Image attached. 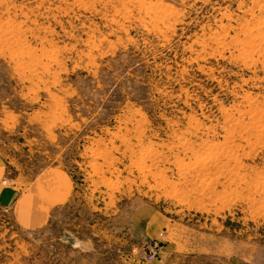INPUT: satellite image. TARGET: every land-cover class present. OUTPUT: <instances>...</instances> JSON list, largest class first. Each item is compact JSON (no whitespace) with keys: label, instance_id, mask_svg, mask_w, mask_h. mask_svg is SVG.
<instances>
[{"label":"rangeland","instance_id":"1","mask_svg":"<svg viewBox=\"0 0 264 264\" xmlns=\"http://www.w3.org/2000/svg\"><path fill=\"white\" fill-rule=\"evenodd\" d=\"M1 168L0 264H264V0H0Z\"/></svg>","mask_w":264,"mask_h":264},{"label":"crops","instance_id":"2","mask_svg":"<svg viewBox=\"0 0 264 264\" xmlns=\"http://www.w3.org/2000/svg\"><path fill=\"white\" fill-rule=\"evenodd\" d=\"M3 172L4 171L1 168L0 169V197H1V203L10 206V205H13L14 204V201L16 199V196H15L14 192H12V190L7 189L6 188V185H4V183L2 181L3 175H4ZM63 182H64V184L66 186H64V188H62V190H63L62 192H65V189L70 186V182H69L68 179L64 180ZM47 183L48 182L44 183L43 184V187ZM70 188H71V186H70ZM70 191H71V189H69V191L67 193V196L63 200H61V201L58 200L60 198L61 194H62L59 191H52V192L51 191H48V193H47L45 190H43L42 193L48 195L47 202H51L52 203L51 205H59V204H63L68 199V197H70ZM42 203H44V202H42ZM43 209H44V205H43Z\"/></svg>","mask_w":264,"mask_h":264},{"label":"bare ground","instance_id":"3","mask_svg":"<svg viewBox=\"0 0 264 264\" xmlns=\"http://www.w3.org/2000/svg\"><path fill=\"white\" fill-rule=\"evenodd\" d=\"M165 5H166V3H165ZM151 12V11H150ZM163 12V11H162ZM169 28V27H168ZM261 28V27H260ZM161 32V31H160ZM250 32V31H249ZM256 45V44H255ZM257 52V51H256ZM253 54V53H252ZM261 55V54H260ZM259 56V55H258ZM257 62V61H256ZM255 62V63H256ZM262 63V62H261ZM249 135V134H248ZM43 187V186H42ZM56 185L54 184V183H48V184H46L45 186H44V188H45V190H46V192L48 193V191H54L55 189H56Z\"/></svg>","mask_w":264,"mask_h":264},{"label":"built area","instance_id":"4","mask_svg":"<svg viewBox=\"0 0 264 264\" xmlns=\"http://www.w3.org/2000/svg\"><path fill=\"white\" fill-rule=\"evenodd\" d=\"M155 255H150V259H153Z\"/></svg>","mask_w":264,"mask_h":264}]
</instances>
